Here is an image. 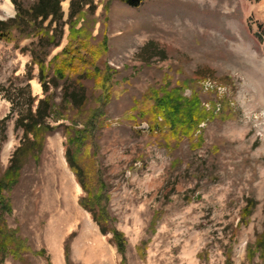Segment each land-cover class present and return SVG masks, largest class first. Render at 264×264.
Here are the masks:
<instances>
[{
  "label": "rangeland",
  "instance_id": "1",
  "mask_svg": "<svg viewBox=\"0 0 264 264\" xmlns=\"http://www.w3.org/2000/svg\"><path fill=\"white\" fill-rule=\"evenodd\" d=\"M9 1L14 14L0 0L3 19L17 13ZM70 1L61 2L64 21ZM134 1L86 7L79 26L99 51V77L91 72L80 81L85 107L48 119L70 125L78 138L69 142L63 127L49 134L40 153L22 156L18 182L4 191L12 210L3 222L28 247L4 264H123L112 234L104 235L79 203L87 193L67 163V148L90 173L89 186L101 187L98 208L126 239L125 264H264V244L254 247L264 231V0ZM63 31L48 60L68 42V24ZM32 41L36 35L19 32L0 40V118L11 114L0 177L23 141L15 120L28 99L21 90L31 56L22 49ZM32 74L31 93L42 98L37 65ZM166 74L170 88L188 82L184 94L196 91L208 108L217 103L215 116L200 125L199 147L178 142L168 127H150L151 89L164 87ZM65 83L50 85L58 104ZM8 98L17 103L14 111ZM249 199L256 206L242 218Z\"/></svg>",
  "mask_w": 264,
  "mask_h": 264
},
{
  "label": "trees",
  "instance_id": "2",
  "mask_svg": "<svg viewBox=\"0 0 264 264\" xmlns=\"http://www.w3.org/2000/svg\"><path fill=\"white\" fill-rule=\"evenodd\" d=\"M15 4L17 13L14 17L5 20L0 19V40L9 39L14 32L23 34L24 37L36 35L37 41H32L30 47H23V52H29L30 62L27 64V74L25 87L21 91H26L28 99L24 103L25 109L19 111L15 120V127L23 131V141L18 146L10 160L9 166L0 177V264H4L5 258L9 254L18 256L21 251L28 250L23 239H19L17 231L10 229L3 222V214L11 212V205L7 201L4 191L12 188L20 177L22 168V156H29L33 153H40L43 149L46 137L54 133L59 127L64 128V134L73 143L76 137L72 136V127L65 123L52 125L48 119L58 122L68 118V110L73 108L82 109L87 102V95L84 86L81 84L83 77L98 73L100 69L94 65L99 55V51L91 43L92 34L87 31L85 24L79 26L80 20H84L86 7L94 9V0H71L69 16L66 21L63 20L64 12L62 10V0H34L29 6H24L19 0H12ZM129 4H135L134 0H125ZM69 25L68 42L66 45L54 54L49 60L48 56L51 50L61 44L63 36V27ZM264 32V23L259 25ZM261 39L262 35L257 33ZM107 44V39H103ZM92 63V64H91ZM34 65L39 68L38 81L41 84L44 96L37 98L31 93L30 81L33 79L32 70ZM52 71L49 77L48 71ZM76 77V80L70 81L69 78ZM97 78V77H96ZM102 78V77H101ZM168 79L165 75L164 80ZM66 81L62 88V97L60 103L53 100L50 92V85H57V81ZM164 87L152 88L151 95L153 104L151 111V129L155 130L157 126L168 127L169 134L174 136L178 142L187 138L190 141L191 148L199 147L204 142L202 123H206L215 116L217 103L211 102V107L205 106L200 95L192 91L190 95L184 94L188 88V82L171 87L166 80ZM217 91V89H213ZM217 93V92H216ZM226 97L221 98L220 104L224 103ZM12 103L11 111L15 110L16 102L8 98ZM37 102V103H36ZM222 102V103H221ZM225 105V103H224ZM220 110V108H219ZM11 119V114L0 118V142L7 139V125ZM65 157L71 170L74 172L78 184L87 193L85 199H80V205L87 210L92 219L99 226L100 231L106 235L111 233L110 241L116 246L118 252L122 255L121 262L125 264L126 239L121 231L110 225V217L104 208H98L99 196L95 190L101 187L97 184L95 188L89 186L86 180L89 172L80 167L70 148L66 149ZM91 179V178H90ZM254 199H249L242 210V218H248L256 206ZM264 244V231L259 235L254 247ZM66 258L69 257L68 243L65 245ZM254 249L249 246L248 255L252 256ZM44 250L37 251L41 255Z\"/></svg>",
  "mask_w": 264,
  "mask_h": 264
},
{
  "label": "bare ground",
  "instance_id": "3",
  "mask_svg": "<svg viewBox=\"0 0 264 264\" xmlns=\"http://www.w3.org/2000/svg\"><path fill=\"white\" fill-rule=\"evenodd\" d=\"M4 10L8 15H13L14 14V10H13V6L11 4V2L9 0H6L5 6H4Z\"/></svg>",
  "mask_w": 264,
  "mask_h": 264
},
{
  "label": "water",
  "instance_id": "4",
  "mask_svg": "<svg viewBox=\"0 0 264 264\" xmlns=\"http://www.w3.org/2000/svg\"><path fill=\"white\" fill-rule=\"evenodd\" d=\"M6 14V13H5ZM4 17H0V19H3Z\"/></svg>",
  "mask_w": 264,
  "mask_h": 264
}]
</instances>
